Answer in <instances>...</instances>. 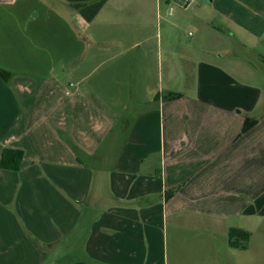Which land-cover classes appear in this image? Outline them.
I'll return each mask as SVG.
<instances>
[{"label":"crops","instance_id":"obj_1","mask_svg":"<svg viewBox=\"0 0 264 264\" xmlns=\"http://www.w3.org/2000/svg\"><path fill=\"white\" fill-rule=\"evenodd\" d=\"M263 70L264 0H0V264H248Z\"/></svg>","mask_w":264,"mask_h":264},{"label":"trees","instance_id":"obj_2","mask_svg":"<svg viewBox=\"0 0 264 264\" xmlns=\"http://www.w3.org/2000/svg\"><path fill=\"white\" fill-rule=\"evenodd\" d=\"M255 120L246 118L242 131L249 129ZM22 151L18 149L6 148L3 150L0 157V167L6 169H17L22 161ZM249 240V232H245L238 228H230L228 232L229 245L232 247H246V242Z\"/></svg>","mask_w":264,"mask_h":264},{"label":"rangeland","instance_id":"obj_3","mask_svg":"<svg viewBox=\"0 0 264 264\" xmlns=\"http://www.w3.org/2000/svg\"><path fill=\"white\" fill-rule=\"evenodd\" d=\"M179 1V0H175ZM193 33V30L190 29ZM264 73V70H263ZM256 230V229H255ZM262 232H255V236L252 238V242L250 244V250L247 255V262L248 264H264V227H261L260 230ZM225 239L221 241V245L223 249L226 248ZM225 264H230L226 262Z\"/></svg>","mask_w":264,"mask_h":264},{"label":"built area","instance_id":"obj_4","mask_svg":"<svg viewBox=\"0 0 264 264\" xmlns=\"http://www.w3.org/2000/svg\"><path fill=\"white\" fill-rule=\"evenodd\" d=\"M192 2V0H180V4L182 6H187Z\"/></svg>","mask_w":264,"mask_h":264}]
</instances>
